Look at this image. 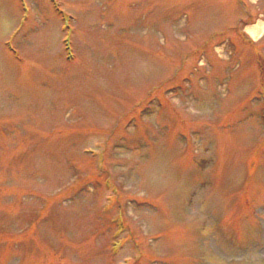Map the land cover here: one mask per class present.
Instances as JSON below:
<instances>
[{
  "label": "rangeland",
  "instance_id": "obj_1",
  "mask_svg": "<svg viewBox=\"0 0 264 264\" xmlns=\"http://www.w3.org/2000/svg\"><path fill=\"white\" fill-rule=\"evenodd\" d=\"M259 23L264 0H0V264H264Z\"/></svg>",
  "mask_w": 264,
  "mask_h": 264
},
{
  "label": "bare ground",
  "instance_id": "obj_2",
  "mask_svg": "<svg viewBox=\"0 0 264 264\" xmlns=\"http://www.w3.org/2000/svg\"><path fill=\"white\" fill-rule=\"evenodd\" d=\"M248 30L253 37H257L264 31V23L253 25L252 27H249Z\"/></svg>",
  "mask_w": 264,
  "mask_h": 264
},
{
  "label": "trees",
  "instance_id": "obj_3",
  "mask_svg": "<svg viewBox=\"0 0 264 264\" xmlns=\"http://www.w3.org/2000/svg\"><path fill=\"white\" fill-rule=\"evenodd\" d=\"M245 40H247V39L245 38Z\"/></svg>",
  "mask_w": 264,
  "mask_h": 264
}]
</instances>
